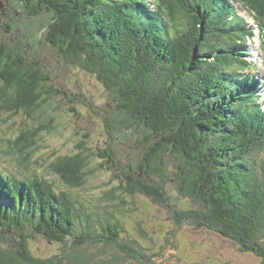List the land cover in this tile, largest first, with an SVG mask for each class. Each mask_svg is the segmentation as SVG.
<instances>
[{"label":"trees","instance_id":"1","mask_svg":"<svg viewBox=\"0 0 264 264\" xmlns=\"http://www.w3.org/2000/svg\"><path fill=\"white\" fill-rule=\"evenodd\" d=\"M237 1L254 13L264 48V0ZM195 4L171 0L157 13L145 0H0V111L32 115L59 95L79 99L3 37L14 33L10 21L21 11L18 19L33 28H18L24 48L30 39L46 42L66 64L94 77L115 107L103 116L108 145L133 142L141 159L119 167L112 153L96 155L79 143L49 166L66 189L38 170L23 178L0 170V264H161L159 252L152 258L136 251L124 226L143 197L171 211L172 227L210 230L264 264V106L255 75L240 74L253 67L241 60L252 33L243 19L239 27L229 21L237 9L232 2ZM52 122L22 131L7 154L30 163L29 149ZM96 156L106 161L94 169ZM110 168L123 173L100 198L105 205L89 208L74 197L72 190ZM172 192L187 208L173 202ZM136 230L147 234L144 224ZM36 236L61 243L62 254H33L29 241ZM110 251L113 259L106 258Z\"/></svg>","mask_w":264,"mask_h":264},{"label":"rangeland","instance_id":"2","mask_svg":"<svg viewBox=\"0 0 264 264\" xmlns=\"http://www.w3.org/2000/svg\"><path fill=\"white\" fill-rule=\"evenodd\" d=\"M247 14L237 7V9L230 11L229 21L232 24L238 25V27L241 19L251 24L252 22L248 19L249 16ZM174 15L177 19L179 18L176 12ZM19 16H21V11L13 12L12 17L15 19H12L10 22L14 24L15 31L13 30L14 33L12 34L7 32V36L3 37L8 43L15 46L16 49L18 48V51L26 53L31 57L33 56V58H38L40 63L45 65L49 70V75H53L54 81H56L54 86L61 84L65 87L64 91L72 92L80 100L74 99L70 103L68 97L59 95L52 100L51 106H48L45 112H35L32 115L27 114L25 111H20L16 114L4 109L1 110L0 170L5 173H12L20 178L33 177L36 174L35 170H38L39 174L42 175V179L54 181L58 188L66 189V186L59 177L54 176V172L49 166L54 164L60 156L77 152L79 143H85L86 147L91 152L96 153V155H99V150H103V153L104 151L112 153L119 167L128 168L130 165L139 164L141 159L138 158L137 151L135 152L132 149L134 146L133 142L117 146L113 144L108 145L109 139L106 136L107 131L105 130L103 116L115 109V107H113V102H110L111 97L107 90L94 77L86 75L77 67L66 64L58 54L48 47L46 42L43 43L42 41L38 42V40L33 41V39H30L31 45L24 48V42L19 41L23 33L18 28L22 27V29L25 28L26 30H33V28L29 24L26 25L25 19H18ZM15 33L19 35L15 36ZM259 40L258 31H255V34L252 33L251 38L247 37L243 43L248 44L247 51L252 54V57L243 48L241 60L254 61V63L252 62L253 67H250L248 71H245V68L242 67L240 74L258 75L261 73L260 67L263 55L258 50V47L261 45ZM260 79L261 76H258L257 80L260 81ZM82 95L86 97L87 101H84L83 97H81ZM258 101L264 106V99L262 97ZM51 120L54 121L52 122L53 128L39 133L36 136L38 144L36 143L34 147L29 149V153L31 152L30 163L29 161H24L19 154L13 152L7 154V151L11 148L9 141L15 140L22 131L27 129L34 131L39 127L40 123L48 124ZM143 150L145 149L143 148ZM105 161V158L96 156L92 161L91 167L95 169ZM44 162L48 164L46 165ZM121 172L116 168L102 171L97 170L94 176L91 175L89 177V183L83 189L78 188L71 192L75 198L80 200L84 205L86 204L89 208L105 205L106 202L100 203V198L110 188L108 185H120V180L115 178L123 173ZM114 179L115 183L113 184ZM168 182L174 184L171 180H168ZM58 188L55 189L59 191ZM172 193L177 194V192ZM172 200L179 207L187 208L185 207L187 204L186 199L182 196L177 194L173 196ZM134 202L133 208L136 211L131 212V217L129 216L125 219V229L128 231V234L133 235L131 239L138 242L135 247L137 252L149 257H155V251L159 252V255L155 258L159 262H163L161 264H259L256 257L241 252L231 239L223 238L207 229L193 228L188 225H184L186 226L185 228L177 229V227H172L171 225L172 217L170 210L166 209L164 211L144 197L137 198ZM188 205L191 207L189 201ZM139 223L145 225L147 233L144 234L145 236L136 230ZM173 230L176 231L174 235H172ZM167 239L171 243H167L166 247H164L165 249L160 252L163 249L161 243H164ZM60 244L36 236L29 241V248L38 257L50 258L62 254L63 248L62 244ZM158 245L161 248L160 250L157 249ZM93 251L98 252V250ZM110 252V255L106 253L107 259H113L112 254L114 252Z\"/></svg>","mask_w":264,"mask_h":264},{"label":"clouds","instance_id":"3","mask_svg":"<svg viewBox=\"0 0 264 264\" xmlns=\"http://www.w3.org/2000/svg\"><path fill=\"white\" fill-rule=\"evenodd\" d=\"M146 2H148V0H145ZM223 1H225V0H223ZM227 2V1H226ZM149 3V2H148ZM150 4V3H149ZM144 7L146 8V9H148V5H147V3H146V5H144ZM150 8H151V10H154V7L150 4ZM248 52V51H247ZM248 54H249V56L251 55L250 54V52H248ZM251 57V56H250ZM253 75V74H252ZM255 80H257V78H255ZM259 81V80H258ZM258 89H260L259 90V92H260V94H261V96H262V98L264 99V83L260 80L259 81V87H258Z\"/></svg>","mask_w":264,"mask_h":264},{"label":"water","instance_id":"4","mask_svg":"<svg viewBox=\"0 0 264 264\" xmlns=\"http://www.w3.org/2000/svg\"><path fill=\"white\" fill-rule=\"evenodd\" d=\"M1 9V8H0Z\"/></svg>","mask_w":264,"mask_h":264}]
</instances>
